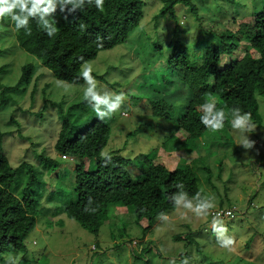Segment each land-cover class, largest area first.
Here are the masks:
<instances>
[{"label": "rangeland", "instance_id": "1", "mask_svg": "<svg viewBox=\"0 0 264 264\" xmlns=\"http://www.w3.org/2000/svg\"><path fill=\"white\" fill-rule=\"evenodd\" d=\"M227 1L193 0L205 30H236L232 15L245 21L262 9L261 0ZM159 8L157 0H145L144 15L126 41L99 51L85 62L92 67L100 94L123 93L125 97L121 109L113 114L117 121L102 152L120 150L129 158L146 153L170 169L184 164L185 157L189 161L198 158L192 166L202 199H182L145 232L132 210L121 203L110 207V222L96 234L60 212L59 206L74 197L70 180L76 163L54 149L60 113L72 114L76 126L93 117L95 112L83 99L87 85L85 81L71 84L54 78L37 58L16 46L10 20L0 17V67L7 66L3 84L13 86L23 64L35 65L29 84L16 93L6 92V99L0 101V129L4 134L0 146L11 166L18 168L11 189L21 194L30 176L27 166L41 172L43 181L36 224L24 240L26 253H5L0 264H15L17 257V264H264V96L256 95L261 125L251 122L255 130L245 133L253 142L250 149L239 145L238 130L231 128L235 116L227 117L222 128L207 130L198 142L194 138L184 142V133L173 121L151 115L150 98L158 95L157 87L165 82H157L154 76L164 70L162 57L169 52L166 42L182 39L192 57L199 59L210 38L203 36L199 19L189 7H174L175 22L166 16L155 18ZM158 44L161 48L155 49ZM245 46L241 44L233 55H241ZM144 124L147 127L142 131L130 132ZM41 156L56 160L58 165L47 166ZM93 163L87 160L85 167L91 170ZM189 202L192 207H185ZM205 202H213L214 207L200 208L197 214L196 209ZM217 208H234L231 218L215 217L218 226L226 229L219 234L210 215ZM176 234L184 238L176 240ZM254 234L251 248L246 250ZM228 235L233 240L230 250L219 246ZM143 246L146 256L135 258L134 252H142Z\"/></svg>", "mask_w": 264, "mask_h": 264}, {"label": "trees", "instance_id": "2", "mask_svg": "<svg viewBox=\"0 0 264 264\" xmlns=\"http://www.w3.org/2000/svg\"><path fill=\"white\" fill-rule=\"evenodd\" d=\"M157 1L160 8L155 18L166 16L175 22L174 7L177 5L189 7L190 12L198 17L193 0ZM261 1L262 9L252 13L250 20L240 21L232 15L236 30L210 27L207 31L198 17L203 36L210 35L209 43L204 46L199 59L192 57L182 39L166 42L169 52L162 57L164 70L154 76L157 82H165L157 87L158 95L153 94L150 98V113L173 121L184 133V142L192 138L195 142L210 129L200 122L202 116L211 120L216 115L224 124L227 117L248 113L252 123L261 125L256 98L257 94L264 96V0ZM62 2L55 0V11L45 16V19L54 20L58 29L53 36H48L46 29L38 26L39 13L30 19L28 32L23 29L16 31L11 21L10 27L16 46L37 58L54 78L82 84V65L95 58L99 51L126 41L144 15L145 0H104L102 10L96 9L94 0H84L82 8L72 9L71 4H64L63 11ZM227 2L236 3L235 0ZM241 44L246 45L244 51L234 56ZM155 47L160 49L161 45ZM225 57L228 58L225 60ZM34 69L33 63L23 64L17 82L13 86H5L2 77L7 72V66H1L0 101L4 102L6 92L16 93L27 86ZM206 103L212 104L211 112L203 108ZM236 109L240 111L236 113ZM82 111L83 114L88 113L86 108ZM116 121L114 116L101 121L94 113L84 124L76 126L72 114L60 113L61 126L54 149L63 157L76 160L70 180L74 197L59 206L60 212L96 234L105 222H110V207L121 203L132 210L136 223L143 226L145 232L153 226L156 218L166 215V211L176 206V197L202 199L192 166L198 158L189 161L185 157L184 164L177 163L175 168L170 169L166 163L155 161L146 153L129 158L123 156L120 150H113L108 153L110 159L102 157ZM144 126L147 127L144 124L130 132L142 131ZM3 135L0 129V142ZM40 159L52 168L58 165L50 157L41 156ZM87 160H94L93 169L85 167ZM27 167L30 176L22 186L21 194H15L11 186L18 168L11 166L0 146V261L5 253H26L24 240L36 224L39 205L43 200L41 172ZM218 209H228L232 212L231 217L234 216V208H217L210 211V215L216 217L211 212ZM254 236L248 239L246 250L251 248L249 245ZM183 238V234L174 235L176 240ZM144 248L142 252H134L135 258L146 256Z\"/></svg>", "mask_w": 264, "mask_h": 264}, {"label": "clouds", "instance_id": "3", "mask_svg": "<svg viewBox=\"0 0 264 264\" xmlns=\"http://www.w3.org/2000/svg\"><path fill=\"white\" fill-rule=\"evenodd\" d=\"M95 7L97 10H102L104 7V0H94ZM64 4H71L72 9L82 8L84 5V0H63L61 3V10L63 11ZM56 3L55 0H0V17L6 18L11 22H14V28L16 31L23 29L25 32L30 31L29 21L34 18L39 13L38 26H42L46 29L48 36H53L54 33L58 32L55 27L54 20L45 19L49 13L55 11ZM70 9V11L72 10ZM83 59L82 57L80 58ZM80 76L83 77L86 82V87L83 89V99L91 105V109L95 112L96 117L104 121L105 117L109 119L121 109V105L125 99L123 93H104L100 94L98 91L97 81L92 75V67L88 63H84L80 70ZM203 108L211 112L212 104L206 103ZM240 109H236L235 112L238 113ZM200 122L212 129L218 130L223 127V123L213 115L211 120L206 117H201ZM231 128L233 130H238L239 145H242L245 149H250L253 146V142L249 140L245 133L251 134L255 130V125L251 123L250 114L244 113L241 115H236L234 119L231 120ZM102 157H110L108 153L102 152ZM183 199L182 196L176 197V203L179 204ZM185 207L191 208V203H186ZM213 202H205L198 206L196 209L197 214H199L200 208H213ZM212 225L216 233H223L226 229L223 226H218V222L215 217H212ZM233 244L231 237H226L219 241V246L230 250V246ZM18 260V257H17ZM17 260L15 264H17Z\"/></svg>", "mask_w": 264, "mask_h": 264}, {"label": "built area", "instance_id": "4", "mask_svg": "<svg viewBox=\"0 0 264 264\" xmlns=\"http://www.w3.org/2000/svg\"><path fill=\"white\" fill-rule=\"evenodd\" d=\"M211 214H214L216 217H221V218L228 217V216L231 217L232 216V212L230 210H228V209H225V210L218 209V210H216L214 212H211Z\"/></svg>", "mask_w": 264, "mask_h": 264}]
</instances>
